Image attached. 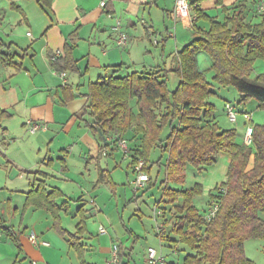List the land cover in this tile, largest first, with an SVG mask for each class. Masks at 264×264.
<instances>
[{
  "label": "crops",
  "instance_id": "crops-1",
  "mask_svg": "<svg viewBox=\"0 0 264 264\" xmlns=\"http://www.w3.org/2000/svg\"><path fill=\"white\" fill-rule=\"evenodd\" d=\"M102 1L107 5L101 6ZM4 2L2 7L0 4V40L2 51L12 56L14 65L0 61V223L18 233L20 248L0 231V264H82L79 251L72 246V235L79 239L83 264H107L114 243L122 249L121 264H147L149 247L156 248L166 264H187L181 255L184 245L172 251L157 236L156 224L154 233L147 232L150 229L143 224L142 210L135 213L137 210L129 207V202H139L131 200L132 158L124 157L112 135L104 139L89 128L82 135V128L93 118L74 115L87 103L89 83L111 74L117 66L122 65L119 75L129 74L130 69L160 70L162 74L172 70L174 54L194 37L193 23L176 19L175 2L170 10L169 0H54L47 11L37 0ZM200 8L219 21L241 11L246 22L262 20L252 0H223L221 5L207 0ZM218 10H222L221 16L209 12ZM160 18L166 25L164 34L156 25ZM117 21L129 37L125 47L118 45L113 31ZM202 22L196 26L209 30L210 23L204 21L201 26ZM70 39L74 46L70 57L77 61L79 71L68 72L63 81L51 59L67 57ZM172 76L180 81L174 72L168 73V80ZM28 121L45 125L41 133H31L40 137L19 135V131L27 132ZM132 137L127 138L134 155L141 135ZM240 137L244 138L243 134L237 133L238 143L244 144ZM220 156L230 165L229 155L221 153L218 162ZM251 164L253 160L249 167ZM123 165L128 169L126 180L120 174ZM39 179L46 180L49 190L63 194L57 200L64 206L59 229L48 210L26 208L27 193ZM160 183L155 187L161 189V197ZM153 187L150 181L140 196ZM171 187L184 189L185 185ZM100 226L108 229V234H101ZM31 233L38 235V245L30 241Z\"/></svg>",
  "mask_w": 264,
  "mask_h": 264
},
{
  "label": "trees",
  "instance_id": "trees-1",
  "mask_svg": "<svg viewBox=\"0 0 264 264\" xmlns=\"http://www.w3.org/2000/svg\"><path fill=\"white\" fill-rule=\"evenodd\" d=\"M53 1L37 0V3L47 11ZM204 1L207 0H189L195 5L198 17L193 22L194 37L174 54L176 65L172 70L164 74L150 70L119 75L122 65L117 66L111 74L89 83L84 111L93 118L90 130L104 139L112 135L117 148L118 137L141 135L132 163H136L138 156L145 161L152 186H156L159 175H152L155 164L159 169L164 166L161 202L174 206L175 212L173 222L165 224V228L171 226L169 234L158 237L170 248L179 249L184 245L183 251H191L185 255L184 263L255 264L246 255L245 243L251 239L264 240V125L254 126L252 148L238 143L236 129H224L218 124L217 108L209 100L211 95L217 94V88L200 69L199 56L209 54L217 83L238 92L239 113H249L242 105L252 100L257 101L259 109H264V73L251 78L256 61L264 60V15L258 23L246 22L242 11L219 21L200 8ZM215 1L223 3V0ZM202 20L210 22L209 30L196 26ZM71 41L66 43L67 57L52 62L58 72L79 71L77 61L70 57L74 47ZM2 48L0 40V61L14 65L12 56ZM170 72L180 78L174 90L168 84ZM155 149L161 151V156L152 161L151 152ZM129 150L131 152L130 145ZM221 153L229 155L231 163L227 180L210 193L209 200L218 199L221 206L217 216L206 223L204 213L193 202L194 197L202 193V186L177 189L171 184H184L188 165L203 173ZM164 156L166 160L162 163ZM251 160L253 165L249 167ZM62 196L58 189L49 190L45 179H39L27 193L26 208L48 210L59 229L64 206L58 205L57 200ZM0 231L20 248L18 233L12 227L0 223ZM72 236L75 239L72 246L79 251L83 264L79 239ZM120 255L122 260V249Z\"/></svg>",
  "mask_w": 264,
  "mask_h": 264
},
{
  "label": "rangeland",
  "instance_id": "rangeland-1",
  "mask_svg": "<svg viewBox=\"0 0 264 264\" xmlns=\"http://www.w3.org/2000/svg\"><path fill=\"white\" fill-rule=\"evenodd\" d=\"M163 2H164V0H162V3ZM174 2H175V0H169V6H170L169 9L170 10L173 9ZM0 4L2 7L5 4L4 0H0ZM1 10H3V9H1ZM209 12L213 16H219V15L221 16L223 14L222 10H218V12H216V11H209ZM204 23H206V22L203 21L201 23V26H204ZM156 25L158 26V28H160L159 32H161L163 34L166 32V29H165L166 25L163 22V18L158 19ZM167 25H169V24H167ZM141 27L143 28V26H141ZM212 64H213V62H212V59H211L209 54L203 53L199 56V67H200V69L205 72V75L208 78V80L213 82L217 88V94L211 95L210 99H209L217 108L216 109L217 110V121L220 120L222 122V126H223V127L221 126L222 128L228 129L230 127H233L234 129H236L237 133H239L240 135L243 134V136H244V134L246 132V127H247L246 120L244 119V115L239 113L237 122L232 123L229 120L228 115L226 114V112L224 110V106H225V103L227 101H231L235 105L238 103L239 94L234 88L221 86L217 83V81L214 79L215 70L213 69ZM133 71H134V69H133ZM129 72L131 73L132 70L130 69ZM263 73H264V60L259 59L255 63L254 71L251 75V78L254 79L257 75L263 74ZM96 80H94V81H96ZM168 84H169V88L171 90H174V89H176V87L179 84V79H177L175 76H172V77H170ZM133 107L136 110L134 103H133ZM242 107L246 108L249 113H252V115H253L252 126L253 127L255 125H264V109L257 108V101L256 100H252L248 106L242 105ZM74 116H76L77 118H80L82 116H86V119H90L89 113H85L84 109L79 110L77 113H75ZM33 122L38 123L40 125L42 124V123L36 122V121H33ZM26 128H27V132L19 131V135L24 136L28 139H30L31 137H34L29 132V127L27 125H26ZM86 128H89V123L87 124V127L82 128V132H81L82 135H84L85 132L87 131ZM37 133H41V131H39ZM40 136H41V134H37V136H35L34 138L40 137ZM123 137L128 140V138H127L128 136H123ZM240 139H241L240 140L241 142L244 141L243 137H240ZM128 142H129V140H128ZM251 147L254 148V145H252ZM160 156H161V151L159 149H155L151 152V160L152 161H157ZM221 158H222L221 162H218L219 159L216 160L212 165H209L207 167V169L201 174L193 166H191V165L187 166V173H186V178L184 181V185H185L184 189H191L196 184H200L202 186V188H203L202 193L194 197V203L202 213L206 212V210L209 208V203L211 202L209 200L210 193L213 192L214 190H216L217 188H220L221 185L227 180V173L229 170V164H228V162L223 160V157H221ZM165 160H166V157L164 156L162 159V163H164ZM123 164L125 165L124 162H123ZM124 165H123V168L121 169L120 174L122 175L123 180H126V176L128 174V169H127V167H124ZM252 165L253 164H251V167H252ZM158 173H159V175H158ZM197 173H198V175H197ZM152 175H153V177H156V175H158V182L162 181L165 178L164 166H162L159 169V167L155 164V166L152 170ZM172 184L178 185L176 183H172ZM130 186H131L132 190H134L132 183L130 184ZM151 190H153V191H151ZM160 190H161L160 188H157L154 186L153 188L150 189V192L149 191L146 192L143 197H141L140 195L144 191V188L140 189V190H134V193H133L134 195L132 194L131 200L135 199V198L139 199L138 205L135 204L136 202H129L130 206L128 205L129 207L137 210L135 213H138L139 210L140 211L142 210V212L144 213L143 224L145 225L146 229H150L147 232L154 233L152 226L154 224H156V222L163 224L165 227L166 221L167 222H173V220H174V218H173V214L175 212V210L173 208L174 206L163 204V202H161L162 195L160 197V195H159ZM155 210H158L159 212L157 214H155ZM150 212H151V214H150ZM170 227L171 226H166V228H161V229L159 228L158 229V227L156 225L157 236H160V237L161 236H167L169 234V230L171 229ZM107 231H108V229H107ZM152 233H151V235H153ZM147 234H149V233H147ZM165 245L167 247H169L167 245V243H165ZM119 248L121 249L120 246H119ZM170 249L174 252L178 251V249H173V248H170ZM166 251H168V250H166ZM245 251H246V255L250 259H252L255 262V264H264V240L251 239V240L246 241ZM189 252H191V251H183V252H181L182 253L181 255L185 256ZM120 258H121V255H120ZM120 264H121V262H120Z\"/></svg>",
  "mask_w": 264,
  "mask_h": 264
},
{
  "label": "built area",
  "instance_id": "built-area-1",
  "mask_svg": "<svg viewBox=\"0 0 264 264\" xmlns=\"http://www.w3.org/2000/svg\"><path fill=\"white\" fill-rule=\"evenodd\" d=\"M254 4L255 13L258 16L264 15V0H252ZM107 1H102L101 6H106ZM174 16L176 19L187 20L191 24L197 20L195 12V5L191 4L189 0H175ZM113 31L117 36V43L120 47H125L128 44V35L122 30L121 22L117 21L113 26ZM57 59V55L52 57V61ZM56 74L63 80H67V72H56ZM224 110L228 115L229 120L232 123H236L238 120L239 111L236 105L232 102H226ZM244 119L246 120V132L244 135V144L251 146L254 139V127L252 126L253 115L252 113H244ZM29 127V132L36 134L39 131L45 129L44 124L34 123L28 121L26 124ZM115 139V138H114ZM118 147L123 152L125 158H132V154L129 150V142L124 137H118ZM134 179L131 181L134 190H140L151 181L149 173L145 171V161L139 156L136 158V163L133 164ZM220 200L214 199L209 203V208L204 212V219L206 223H210L218 214L220 209ZM159 211L155 210V214ZM156 222V221H155ZM158 229L165 228L163 224L156 222ZM99 232L101 234H107L108 231L103 226H100ZM30 241L33 245L39 244V238L36 233H31L29 236ZM120 248L119 244L114 243L111 248L110 258L107 264H120ZM147 264H166V258L160 254L155 248L149 247L147 252Z\"/></svg>",
  "mask_w": 264,
  "mask_h": 264
}]
</instances>
